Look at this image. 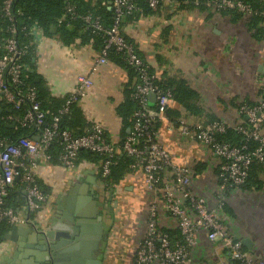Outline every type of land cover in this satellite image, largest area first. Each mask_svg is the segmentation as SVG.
Returning a JSON list of instances; mask_svg holds the SVG:
<instances>
[{
	"label": "crops",
	"instance_id": "crops-1",
	"mask_svg": "<svg viewBox=\"0 0 264 264\" xmlns=\"http://www.w3.org/2000/svg\"><path fill=\"white\" fill-rule=\"evenodd\" d=\"M190 1L162 0L156 10H137L124 18L122 30L160 80L183 78L196 90L203 111L193 114L172 99L166 113L157 119V131L175 162L192 168L195 192L215 206L220 198L221 159L177 127L182 121L208 124L212 118L236 124L241 119L239 105L256 103L264 96V19L254 26L252 14L218 11ZM50 31L52 34L44 32L35 50V83L43 107L48 112L55 110L75 91L79 75L92 77L93 84L77 101V111L86 124L100 123L116 153L125 155L122 142L131 124L125 127L117 108L134 89L137 71L114 57L98 65L100 48L92 42L76 39L66 44L57 30ZM99 164L81 159L70 167L41 158L37 177L47 200L27 224L39 229L52 224L64 228L73 212L102 214L106 240L100 252L94 251V259L127 256L130 261L148 214L150 193L145 174L140 167H131L117 184L106 185ZM257 175L259 185L223 193L226 208L222 218L236 236L250 238L252 248L244 245L250 255L264 259V165ZM161 224L175 229V220L165 211ZM36 228L29 232L31 239L19 232L5 238L0 243V264H39L35 252L40 251L36 248L40 230ZM191 264H234V260L219 240H210L203 230L191 252Z\"/></svg>",
	"mask_w": 264,
	"mask_h": 264
},
{
	"label": "built area",
	"instance_id": "built-area-1",
	"mask_svg": "<svg viewBox=\"0 0 264 264\" xmlns=\"http://www.w3.org/2000/svg\"><path fill=\"white\" fill-rule=\"evenodd\" d=\"M16 2L2 0L0 9V15L8 21L5 29L8 34L0 44V107L5 104L19 109L27 105L22 116L11 114L7 118L23 126L35 127V136H39V140L34 137L22 138L17 143H9L4 138L0 139V222L7 220L12 225L29 223L32 215L47 200V194L38 181L37 167L41 158L50 160L48 149L53 142L60 141V162L70 167L77 164L82 149L102 156L99 174L106 185H109L108 176L116 155L115 146L108 140L100 123L92 124L83 134H75L68 128H62L59 123L60 115L68 112L70 106L93 84L90 76H78L75 91L66 97L59 113L50 122L46 121L48 111L42 107L36 86L26 84L24 72L29 67L21 61L28 46L36 45L44 30L38 22L21 26V30L32 40L27 44L19 43L14 10ZM147 3L152 10H156L162 0H147ZM107 4L112 11L111 23H106L100 14L87 13L83 18L86 28L103 42L96 63L101 65L108 62L110 51L114 50L138 74L132 92L138 106L132 114L131 129L122 147L124 153L133 158L131 167L143 170L150 197L144 230L132 254L134 264H191V252L198 244V233L203 230L210 240L221 242L230 252L234 264H264V259L255 258L245 250L242 240L236 237L222 218L225 204L223 193L241 187L246 182L254 160L264 163V96L256 103L240 104L238 113L241 119L236 124L219 119L208 124L182 121L177 127L182 135L192 136L202 142L221 159L220 198L217 205L210 206L206 198L197 194L192 187V168L176 163L173 153L159 139L156 121L166 113L173 92L158 84L157 73L140 54L134 42L123 33V19L139 10L138 0H109ZM195 4L199 5V1L195 0ZM205 4L207 8L218 11L235 10L243 14L258 12L243 0H207ZM72 9V4L68 3V10ZM153 93L156 95L155 106L150 104V95ZM228 128H234L243 135L242 143L217 140L216 134L224 133ZM249 141H256L257 146L250 148ZM19 181L25 196V206L16 210L7 205L6 198L9 189ZM163 211L175 220V234L173 230L162 226Z\"/></svg>",
	"mask_w": 264,
	"mask_h": 264
},
{
	"label": "trees",
	"instance_id": "trees-1",
	"mask_svg": "<svg viewBox=\"0 0 264 264\" xmlns=\"http://www.w3.org/2000/svg\"><path fill=\"white\" fill-rule=\"evenodd\" d=\"M108 1L109 0H17L14 7L17 24V39L21 44L29 43L32 40V37L26 35V33L21 30V26L38 22L46 34H52L50 31L52 25L57 26L56 34L58 35V38L66 44H70L76 39H79L84 43L92 42L93 45L101 49L103 45L102 39L86 28V22L84 21L83 16L87 13L100 14L106 23H111L112 11L107 4ZM191 1H193V3L195 2V0ZM191 1L190 4H192ZM198 1L201 7H207L205 4L207 0ZM243 1L249 3L255 10L258 11L257 13L252 14L253 25L256 26L258 21L264 19V0ZM104 2L106 3L104 4ZM68 3H71L73 6L71 11L68 10ZM1 6L2 0H0V9ZM138 7L139 10H143L144 12L152 10V8L148 5L147 0H138ZM226 11L235 12V10ZM133 14L128 16H132ZM7 25L8 21L0 15V44H2L3 37L8 34L5 30ZM35 50V44L29 45L25 53L21 56V61L29 67L24 72L26 84L29 86H36L37 88V84L35 83L36 72L34 71V62L36 58ZM1 53L2 49L0 48V54ZM110 57L117 58L124 63V65H127L120 53H117L114 50L110 51L109 58ZM127 66L130 67L129 65ZM157 82L162 88H170L173 92V99L183 105L191 113L198 115L203 111L202 107L199 105V96L196 90H194L185 79L178 78L164 81L158 78ZM132 92L133 88L127 95V99L117 108V113L122 117L125 127H128L130 124L132 125V114L138 106L137 102L132 97ZM65 101L66 98L55 110L47 113V122H50L53 116L59 113V110L65 104ZM1 108L0 139L4 138L9 143H17L22 138H33L35 136L37 132L35 127L23 126L18 122H16L14 126H11L10 124L13 123L14 120H9L7 118V116L11 114L15 116H22L27 108V105H22L19 109H14L11 106L2 104ZM212 120L214 121L219 119L212 118ZM59 123L62 128H68L75 134H83L86 130L90 129L92 125L91 123L86 124V120L77 111V102H74L70 106V110L68 112L60 115ZM216 137L217 140L232 141L234 143H242L243 140V135L238 133L234 128H228L224 133H217ZM249 146L250 148H254L257 146V142L249 141ZM61 150L62 145L60 141L56 140L53 142L48 149V152L51 155L50 160L60 161L59 155ZM102 158V156L96 153L87 149H82L79 153L77 162L81 159H90L100 162ZM114 160L115 162L111 166V173L108 176L109 185L110 183L115 185L122 180L127 171L131 170V163L133 162V158L128 155L125 154L120 156L118 153H116ZM263 165V162L254 160L250 166L249 176L241 187L248 188L259 185L260 181L257 177V172ZM6 200L7 205L14 207L16 210L23 209L25 206V196L20 181L16 182V185L9 189ZM223 207L226 208L225 204ZM11 227L12 224H10L7 220H2L0 222V243L4 241L5 236ZM175 233L176 232H173V234Z\"/></svg>",
	"mask_w": 264,
	"mask_h": 264
},
{
	"label": "water",
	"instance_id": "water-1",
	"mask_svg": "<svg viewBox=\"0 0 264 264\" xmlns=\"http://www.w3.org/2000/svg\"><path fill=\"white\" fill-rule=\"evenodd\" d=\"M51 30L56 31L57 26L52 25ZM156 95H150V104L154 105ZM10 110V109H9ZM2 108L0 107V113ZM15 125V122L10 124ZM39 140V136H34ZM19 177H17V180ZM103 215H86L78 211L70 214L69 219L64 221L65 227L58 228L52 224L49 228H36L40 230L35 252L39 264H102V261L94 259V251L99 247V242L103 238ZM35 228L29 224L13 225L5 238H13L19 232L31 239L30 233L35 232ZM243 244L252 248V241L249 237H239ZM93 261V262H92Z\"/></svg>",
	"mask_w": 264,
	"mask_h": 264
},
{
	"label": "flooded vegetation",
	"instance_id": "flooded-vegetation-1",
	"mask_svg": "<svg viewBox=\"0 0 264 264\" xmlns=\"http://www.w3.org/2000/svg\"><path fill=\"white\" fill-rule=\"evenodd\" d=\"M106 233L104 232L103 233V238L102 240L99 242V247L97 248L98 252H100V246H101V243H103L106 239ZM126 259H127V256L124 258L123 257H120L119 258H114V257H104L102 260V264H126ZM129 261V258L127 259ZM112 262V263H110Z\"/></svg>",
	"mask_w": 264,
	"mask_h": 264
},
{
	"label": "rangeland",
	"instance_id": "rangeland-1",
	"mask_svg": "<svg viewBox=\"0 0 264 264\" xmlns=\"http://www.w3.org/2000/svg\"><path fill=\"white\" fill-rule=\"evenodd\" d=\"M130 264H134V261L133 259L130 257V261H129Z\"/></svg>",
	"mask_w": 264,
	"mask_h": 264
}]
</instances>
